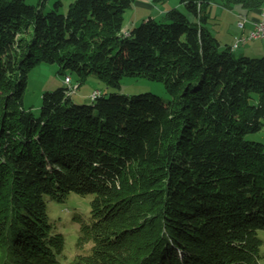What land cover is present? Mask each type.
Segmentation results:
<instances>
[{"label":"trees","instance_id":"trees-1","mask_svg":"<svg viewBox=\"0 0 264 264\" xmlns=\"http://www.w3.org/2000/svg\"><path fill=\"white\" fill-rule=\"evenodd\" d=\"M47 1L0 0V264H60L47 202L72 193L93 196L74 264H260L264 143L248 136L264 129V56H236L208 23L214 2L264 0H181L127 32L133 0ZM40 63L77 89L143 78L169 99L99 90L80 104L64 83L36 116L25 93Z\"/></svg>","mask_w":264,"mask_h":264},{"label":"rangeland","instance_id":"rangeland-1","mask_svg":"<svg viewBox=\"0 0 264 264\" xmlns=\"http://www.w3.org/2000/svg\"><path fill=\"white\" fill-rule=\"evenodd\" d=\"M57 1H61L63 3L61 10L62 12H65L67 11L68 6L75 0H48L47 10H52L54 3ZM26 2L29 5H38L40 0H26ZM157 5L161 7L163 2L160 1L157 3ZM236 7L243 10L241 5L235 4L232 6V8ZM180 10L185 12V8H181ZM225 10L220 9L219 13H230L229 10ZM151 14H153L154 18L159 16V13L140 12L137 9L132 10V8L127 10L125 14L124 30L126 29L129 22H137L136 26H138L142 23V21L150 17ZM222 17V22L218 21L215 23L211 20L208 26L215 31L221 30L222 34H224V37L229 38V35H234L235 31L239 30L238 20H233V18L225 14ZM161 18L162 17H159L157 19ZM190 18L193 19L191 16ZM261 41H263V39L249 40L247 42L259 44ZM222 46L224 47L225 43H222ZM235 55H242L240 48L235 49ZM251 56L254 57L259 55ZM260 56H264V54H261ZM58 70L59 68L57 64L40 63L29 73L28 86L25 93V107L31 109L36 116L41 113L43 93L53 92L57 88L64 86L63 81L65 77L60 75ZM72 78L74 85H79L77 83V76L73 75ZM94 90H100L106 96H109L111 93L134 95L149 92L164 99H169L164 86L159 82H152L143 78L135 79L125 77L122 80L120 87H111L108 86L104 80L96 76H91L86 82H84L80 88L77 89L75 94H73V99L76 103L92 104L93 101L90 99V97ZM248 139L264 143V129L259 133L249 135ZM92 200V195L83 197L72 193L62 203L51 200L47 202L48 213L52 223L56 226V230L59 233H62L66 239V248L64 254L61 256L62 260L60 261V264H74L76 262V258L79 255H86L89 253L91 244H88L81 249L77 247V240L81 224L76 218H83L85 220L89 219L91 214ZM258 235L264 241V230L258 231ZM260 254L262 258L260 260V264H264V244L261 248Z\"/></svg>","mask_w":264,"mask_h":264},{"label":"crops","instance_id":"crops-1","mask_svg":"<svg viewBox=\"0 0 264 264\" xmlns=\"http://www.w3.org/2000/svg\"><path fill=\"white\" fill-rule=\"evenodd\" d=\"M133 1H134V6H133L132 10L137 9L140 12L159 13V16L156 18L163 17V15L165 13H167L168 11H170L171 9L185 8V5L183 2H181V0H133ZM160 1L163 2V5L161 7H159L157 5V3ZM220 9L229 10L230 13H219ZM224 14L233 18V20H235V19L237 20L238 15H240V14H245L248 17V22L245 24V27L243 29H240L238 27L239 30L235 31L234 35H229L230 36L229 38L224 37V34H222L221 30L215 31V30L209 28L210 31L218 38V40L220 41L221 44L225 43V46H231L232 47L238 38L248 37L254 29V22L255 21H257V20H263L264 21V18L261 15V10L249 12V11H246L244 9L242 10L241 8H238V7L228 8L224 5H222L220 2H214L211 6V13H210L209 22H211V20L214 21L215 23L218 21L222 22V20H223L222 16H224ZM151 17H154L153 14H151ZM136 25H137V22H129L125 31L127 32V31L131 30ZM249 40L250 39H247L245 41L246 43L242 42L240 44V46L237 48V49L240 48V51H242V55H248V56L259 55L260 56L261 54H264V38H263V41H261V43H259V44H256L253 42L252 43L247 42ZM233 50L235 52V49H233ZM259 56H254V57H259Z\"/></svg>","mask_w":264,"mask_h":264},{"label":"built area","instance_id":"built-area-1","mask_svg":"<svg viewBox=\"0 0 264 264\" xmlns=\"http://www.w3.org/2000/svg\"><path fill=\"white\" fill-rule=\"evenodd\" d=\"M261 15L264 18V5L261 8ZM238 27L240 29H243L245 27V24L248 22V17L245 14H240L238 15ZM264 38V21L263 20H257L254 22V29L253 31L250 33V35L246 38L244 37H240L238 38L233 47H239L240 44L242 42H245L247 39L250 40H256V39H263ZM64 83H73L72 78L71 77H66L64 80ZM77 90V85H75V91L71 92V93H75ZM100 91H94L93 94L91 95V99L95 96V94H97Z\"/></svg>","mask_w":264,"mask_h":264},{"label":"bare ground","instance_id":"bare-ground-1","mask_svg":"<svg viewBox=\"0 0 264 264\" xmlns=\"http://www.w3.org/2000/svg\"><path fill=\"white\" fill-rule=\"evenodd\" d=\"M238 47H233V49H237ZM65 85L70 89L69 94H72L71 92L75 91V85L73 83H65ZM95 91H99V90H95ZM100 95V92H98L97 94H95V96L92 99H95L97 96Z\"/></svg>","mask_w":264,"mask_h":264}]
</instances>
